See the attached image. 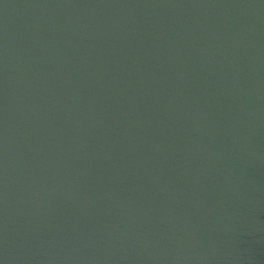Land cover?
Returning a JSON list of instances; mask_svg holds the SVG:
<instances>
[{
    "label": "water",
    "instance_id": "obj_1",
    "mask_svg": "<svg viewBox=\"0 0 264 264\" xmlns=\"http://www.w3.org/2000/svg\"><path fill=\"white\" fill-rule=\"evenodd\" d=\"M0 264H264V0H0Z\"/></svg>",
    "mask_w": 264,
    "mask_h": 264
}]
</instances>
